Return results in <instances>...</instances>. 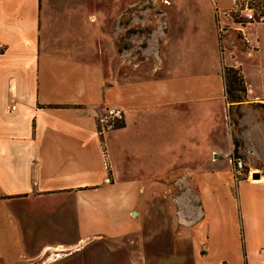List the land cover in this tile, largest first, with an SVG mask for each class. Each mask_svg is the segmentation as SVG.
<instances>
[{
	"label": "crops",
	"instance_id": "crops-1",
	"mask_svg": "<svg viewBox=\"0 0 264 264\" xmlns=\"http://www.w3.org/2000/svg\"><path fill=\"white\" fill-rule=\"evenodd\" d=\"M173 1L208 10L176 23L164 12L132 62L98 26L92 0H0V264H37L51 249L68 252L40 264H101L93 245L129 237L143 242L137 264H171L169 253L178 264H264V21H235V0ZM226 66L247 84L230 106L236 122ZM112 108L123 126L101 135ZM189 174L197 185L182 194L194 197L173 221L167 179ZM165 229L192 249H147Z\"/></svg>",
	"mask_w": 264,
	"mask_h": 264
},
{
	"label": "rangeland",
	"instance_id": "rangeland-1",
	"mask_svg": "<svg viewBox=\"0 0 264 264\" xmlns=\"http://www.w3.org/2000/svg\"><path fill=\"white\" fill-rule=\"evenodd\" d=\"M75 2V1H72ZM92 7L98 11L99 20L98 26H102V30L108 33V36L112 37V34L117 35V39H115V43L117 44L119 53L122 52L123 48L129 49L128 55L126 56L128 61H138L142 57V47L149 41H153L151 33L152 30L160 25V22H164L165 16L164 12H166V16L172 17L173 22H178L180 19L178 15H182V20H185L183 16H188L190 10L198 9L197 17L205 16V10H208L205 6V2H195V3H182L181 7H178L179 3L174 2L173 0H92L89 3ZM130 4V5H129ZM129 7V8H128ZM128 9L127 16L122 20L120 17V12H126ZM119 13V14H117ZM180 13V14H179ZM231 16L237 22L241 21L245 23L244 20H249L247 13H252L253 18L252 21H263L264 18V1L261 0H238L236 10H232ZM117 14V16H116ZM123 23V26L121 24ZM241 23V24H242ZM248 24H251L248 23ZM243 25V24H242ZM123 27V28H122ZM240 39V42L243 44V40H241V35L239 33L236 34ZM171 41V38L168 37L166 41L163 43H168ZM108 51L105 52L101 56L103 58L106 65H108L110 58L108 56ZM121 61V57L119 56V62ZM238 110L236 107L231 108V121L234 122L237 118ZM235 155L237 153H234ZM239 156V155H238ZM191 174L186 177H181L178 179L168 178V182L171 181L173 185L174 193L169 195H163L164 202H166V206L163 205V208L166 210L169 209V214L171 220L176 219V212L185 209V205L191 200L190 198L194 197L192 193H183L186 188H194L197 185V179L195 177H190ZM252 178V173L250 175ZM175 181V182H174ZM193 186V187H192ZM192 192V191H191ZM177 193V194H175ZM175 194V195H174ZM177 197L180 200V204H176L174 198ZM185 217L187 218V211L185 213ZM147 232L150 234V229L148 227ZM166 233L170 235V233L165 229L162 232H159L158 236L155 239V243L153 241H147L146 248L150 249L152 246H158L163 253L171 250V252H187V250L192 249V243L190 240L179 243V246H175L173 242L170 241L169 237H163ZM108 246V248H107ZM94 249L101 250V254L103 255L100 258L101 264H126L125 259L121 256H118L117 252L122 253L123 251H129L134 260V264L138 263V256L140 251L143 249V242H135L132 243V238H125L124 240H108L102 241V243L97 244L96 246H92ZM107 249L109 251H114L113 255H108ZM140 250V251H139ZM68 251L63 250H54L51 249L44 255L41 259L38 260L37 264L42 263L43 260L51 261L62 256L64 253ZM141 255V253H140ZM169 256V257H167ZM171 264H178L179 262L176 258L172 257V254L169 253L166 255ZM184 261H185V257ZM124 261V263L122 262ZM189 264H193L192 258H187ZM33 264V263H32Z\"/></svg>",
	"mask_w": 264,
	"mask_h": 264
},
{
	"label": "trees",
	"instance_id": "trees-1",
	"mask_svg": "<svg viewBox=\"0 0 264 264\" xmlns=\"http://www.w3.org/2000/svg\"><path fill=\"white\" fill-rule=\"evenodd\" d=\"M264 1V0H261ZM245 22H249L251 20H244ZM264 21V18H263ZM241 22V21H239ZM3 51V48H0V52ZM223 78L225 81V92L227 96L228 102L231 106H239V104L244 101L247 97V84L245 77L242 73V70L239 67H231L226 66L223 70ZM258 106L264 112V103H259ZM238 110V107H236ZM239 116V110L237 113V117ZM237 120V118H236ZM236 120L234 122H236ZM124 121L117 122L114 128H119L123 126ZM238 144L236 143V147ZM237 153V151L235 152ZM237 157L238 154H236Z\"/></svg>",
	"mask_w": 264,
	"mask_h": 264
},
{
	"label": "built area",
	"instance_id": "built-area-1",
	"mask_svg": "<svg viewBox=\"0 0 264 264\" xmlns=\"http://www.w3.org/2000/svg\"><path fill=\"white\" fill-rule=\"evenodd\" d=\"M236 5L238 0H235ZM249 20L254 19L252 13H247ZM252 21V20H251ZM231 104H227V118L231 121ZM124 120V113L121 109L112 108L104 112L99 118V132L101 135H104L105 132L113 129L117 122ZM232 171L236 180L241 179L245 173L246 164L244 160L240 157H237L235 154L231 157Z\"/></svg>",
	"mask_w": 264,
	"mask_h": 264
},
{
	"label": "water",
	"instance_id": "water-1",
	"mask_svg": "<svg viewBox=\"0 0 264 264\" xmlns=\"http://www.w3.org/2000/svg\"><path fill=\"white\" fill-rule=\"evenodd\" d=\"M253 178H259L260 177V173L258 172H254L252 175Z\"/></svg>",
	"mask_w": 264,
	"mask_h": 264
}]
</instances>
